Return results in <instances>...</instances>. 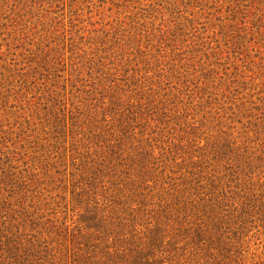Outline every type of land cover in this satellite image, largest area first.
Segmentation results:
<instances>
[{
    "label": "rangeland",
    "instance_id": "obj_1",
    "mask_svg": "<svg viewBox=\"0 0 264 264\" xmlns=\"http://www.w3.org/2000/svg\"><path fill=\"white\" fill-rule=\"evenodd\" d=\"M0 264H264V0H0Z\"/></svg>",
    "mask_w": 264,
    "mask_h": 264
}]
</instances>
